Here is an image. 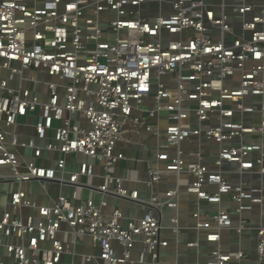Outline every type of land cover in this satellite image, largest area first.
Wrapping results in <instances>:
<instances>
[{
	"label": "built area",
	"instance_id": "obj_1",
	"mask_svg": "<svg viewBox=\"0 0 264 264\" xmlns=\"http://www.w3.org/2000/svg\"><path fill=\"white\" fill-rule=\"evenodd\" d=\"M130 133L146 180L117 173ZM182 190L196 264L250 262L222 245L246 230L264 264V0H0V264H169Z\"/></svg>",
	"mask_w": 264,
	"mask_h": 264
},
{
	"label": "crops",
	"instance_id": "obj_2",
	"mask_svg": "<svg viewBox=\"0 0 264 264\" xmlns=\"http://www.w3.org/2000/svg\"><path fill=\"white\" fill-rule=\"evenodd\" d=\"M215 0H208V2H213ZM22 122H24V119H22ZM28 134V133H27ZM31 135V134H29ZM127 137H130L132 139V142L124 143L122 144L123 150L126 152L127 156L129 157L126 160H123L120 164V167L117 171L119 175H123L124 171L126 169H131L133 172H135V176L132 178L134 179H141L146 180L148 179V173L146 170L145 160L149 156V150L148 147L141 142V140H144L145 142H151L152 136H150L149 133H143V134H129ZM98 173H102V170L100 168H97ZM132 172V173H133ZM177 177H172L171 180L168 182H162L158 184L156 187L160 191H165L169 188H175L177 186L178 180H176ZM96 184H101L102 180L100 177H97L95 180ZM53 186H59L57 183H53L49 186V191H51ZM60 187V186H59ZM69 187V186H68ZM128 187L132 188H139L141 189L142 196L147 199L151 195L152 186L148 183L139 182L138 180H133V182L128 184ZM32 190L33 194H31V197L34 198L38 202L43 203H52L53 199L62 191V188H59V192L57 195H47L44 190H42L41 185L39 183H35L33 186H29V190ZM70 192V188H69ZM68 192V193H69ZM97 198L100 197V195L97 193L95 194ZM112 203L120 205L125 213H128L131 209L132 214L139 216L142 213L143 210V204H135L130 203L125 200H120L118 198H111ZM198 207H200L198 200L193 195L189 194L185 190H182L180 194V208L178 212L180 213V220L182 225L181 233L178 237H172L170 247L164 250V257L163 259L169 263V264H196V262L201 261L202 258L205 257L210 247L212 246H204L201 248L199 252L188 250L185 248V243L190 240H197L199 238L197 232L194 228H192V219L190 218L191 213L196 210ZM202 209L206 210L207 207H202ZM171 225V224H168ZM190 230H189V229ZM179 240L177 242V240ZM241 241V243H239ZM225 248H238L242 247L250 254V262H247L246 264H256L257 261V254H256V245H257V234L255 230H246L241 237H238L237 234H234L233 232H225L223 234V242H222ZM181 247V248H180ZM180 248V249H179Z\"/></svg>",
	"mask_w": 264,
	"mask_h": 264
},
{
	"label": "rangeland",
	"instance_id": "obj_3",
	"mask_svg": "<svg viewBox=\"0 0 264 264\" xmlns=\"http://www.w3.org/2000/svg\"><path fill=\"white\" fill-rule=\"evenodd\" d=\"M19 132L20 133H28V134H31V135H34V128L33 127H30V126H27V127H19ZM67 170H73V171H79L80 170V167H79V165H68L67 166ZM136 174H135V172H133L132 173V176L134 177ZM59 186L57 187H55V186H53L52 187V189H51V191L49 192V194H51V195H57L58 194V192H59ZM1 190H5V187H2L1 188ZM68 192H69V187L67 186V185H64L63 187H62V193L64 194V195H67L68 194ZM38 201H39V199H38Z\"/></svg>",
	"mask_w": 264,
	"mask_h": 264
}]
</instances>
